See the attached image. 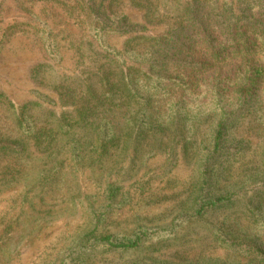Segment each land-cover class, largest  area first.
<instances>
[{"label": "trees", "instance_id": "16d2710c", "mask_svg": "<svg viewBox=\"0 0 264 264\" xmlns=\"http://www.w3.org/2000/svg\"><path fill=\"white\" fill-rule=\"evenodd\" d=\"M21 1L78 10L88 38L77 49L75 71L60 74L50 86L62 111L35 100L16 104L0 91L3 186L19 181L34 156L43 169L23 192L28 202L57 189L68 174L106 169L112 162V175L130 152L168 153L176 161L180 150L186 162L196 161L189 196L169 224L110 232L112 212L130 203L123 187L111 182L100 206L89 203V229L45 264H104L99 255L172 241L184 227L240 204L237 215L209 230L214 245L228 252L226 259L148 257V264H264V142L253 152L252 143L236 135L247 118L264 135V0H128L141 14L137 23L114 11L120 0ZM3 4L0 0V53L30 23H4ZM41 22L30 26L43 51L61 60L53 28ZM157 26L164 28L161 34H148ZM112 36L126 37L122 48L108 44ZM48 70L53 65L38 63L32 79L43 86L42 72ZM251 153L257 154L256 166L236 174L234 165ZM230 253L239 260H230Z\"/></svg>", "mask_w": 264, "mask_h": 264}, {"label": "rangeland", "instance_id": "374dc122", "mask_svg": "<svg viewBox=\"0 0 264 264\" xmlns=\"http://www.w3.org/2000/svg\"><path fill=\"white\" fill-rule=\"evenodd\" d=\"M20 1L5 0L3 4L4 23H30L22 26L24 30L14 35L0 53V91L16 104L35 100L42 102L47 109L60 112L62 106L50 86L60 74L69 75L75 71L79 61L77 49L80 42L88 38L87 33L81 25L78 10L72 12L57 3L33 5ZM113 9L122 12L132 22L142 21L141 14L130 8L128 0H120ZM41 21L53 28L61 60L47 57L42 39L30 26ZM163 31L160 26L149 27L148 34L158 35ZM125 39L112 36L107 42L120 49ZM41 62L53 65V71L42 72L43 86L31 76V69ZM0 119L5 120V112L1 109ZM243 122L237 138L250 141L254 152L263 144L264 135L253 118ZM257 159V154L251 153L239 160L233 170L236 174L242 173L248 166L255 167ZM195 164L196 161L186 162L180 150L176 161L168 153L149 157L142 150L136 157L130 152L125 163L118 164L112 175L109 174L111 168H115L112 162L106 164V169H85L76 175L68 174L58 181L57 189L46 190L39 198L28 202L23 199V192L38 182L43 169V161L34 156L26 161V170L19 181L5 186L0 183V189H4L0 192V264H45L56 259L78 234L89 229V203L100 206L105 186L111 182L123 187L130 196V203L112 212L108 226L110 232L131 233L139 225L169 224L189 196L194 183ZM241 208L240 204L215 213L205 221L194 222L179 230L181 232L172 241L148 244L140 251L127 254L106 253L98 258L104 264H148V257L185 262L201 257L226 259L228 252L214 245L209 230L212 223L219 224L227 216L237 215ZM229 258L239 260L231 253Z\"/></svg>", "mask_w": 264, "mask_h": 264}]
</instances>
